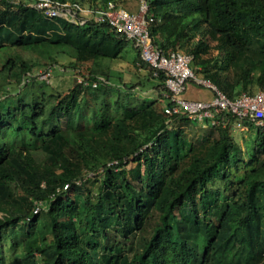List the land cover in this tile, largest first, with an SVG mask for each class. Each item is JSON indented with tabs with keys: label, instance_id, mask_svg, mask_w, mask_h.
<instances>
[{
	"label": "trees",
	"instance_id": "16d2710c",
	"mask_svg": "<svg viewBox=\"0 0 264 264\" xmlns=\"http://www.w3.org/2000/svg\"><path fill=\"white\" fill-rule=\"evenodd\" d=\"M149 1L157 47L192 53L196 72L231 97L264 88V0ZM57 20L29 0H0V264H264V126H197L165 114L161 98L125 100L128 116L112 118L107 62L130 39L65 19L66 34L47 33ZM84 66L88 83L67 92L37 75ZM149 75L166 91L165 72ZM178 140L189 143L182 154ZM101 205L120 223L104 225ZM43 211L51 241L12 246L10 228ZM216 221L200 243L196 228Z\"/></svg>",
	"mask_w": 264,
	"mask_h": 264
},
{
	"label": "built area",
	"instance_id": "2783aa9c",
	"mask_svg": "<svg viewBox=\"0 0 264 264\" xmlns=\"http://www.w3.org/2000/svg\"><path fill=\"white\" fill-rule=\"evenodd\" d=\"M47 17H58L73 23L96 22L109 26V30L133 40L140 51L141 61L147 63L155 73L166 74V91L157 97L164 100V113H183L197 123L227 125V119H235L236 126H264V88L255 92L243 91L231 97L214 82L198 74L193 66L194 56L179 49L164 52L151 38L149 24L155 20L150 11L149 0H137V9L130 10L116 0L98 3H83L76 0H29ZM52 67L40 70L38 78L50 81ZM28 80V77H26ZM25 80V81H26ZM85 80L81 77L79 81ZM190 80L206 86L212 92L208 99L185 96ZM96 86V83L93 84ZM118 163L117 160L110 164ZM66 187V186H65ZM34 212H39L42 201H36Z\"/></svg>",
	"mask_w": 264,
	"mask_h": 264
},
{
	"label": "rangeland",
	"instance_id": "374dc122",
	"mask_svg": "<svg viewBox=\"0 0 264 264\" xmlns=\"http://www.w3.org/2000/svg\"><path fill=\"white\" fill-rule=\"evenodd\" d=\"M129 3H131L130 5H132V7H137V0H130ZM59 19L60 20H57L55 23H53L52 27H48V30L46 31L47 33H57L64 35L65 32L63 31V27L65 22L63 21L64 19ZM75 31L76 29L71 27L67 32L71 35H75ZM124 45L125 47L122 52V56L107 62L109 65L111 83L117 88H111L113 90L108 93L106 98L111 103H114L115 99L120 102L119 105L114 104L115 109L111 112L112 118H122L124 116H128L129 111L121 106H124V103L126 102L125 100L130 99V107L141 108L145 107L147 103L153 101L154 99H157V101L159 100L157 96L160 92L155 89L158 79L150 77L149 72L151 71V67L145 62H142V66L139 65L137 49L135 48L133 42L125 41ZM81 69L82 73H79L77 70L69 69L62 71L63 69L59 70L58 68H54L52 71L53 75L51 77V87H54L55 89L62 92H67L70 87L74 85L75 80H80L81 77L87 75L89 71V69H87L85 66ZM94 89L99 88L97 87ZM185 96L197 99H208L211 97V92L206 86H199L191 82V84H189L187 87ZM156 105L160 110V104L157 103ZM124 110H126V112H124ZM196 125L205 126L207 123H196ZM247 129H250L251 131L248 133H255L254 125L248 126ZM119 131L124 132V127L119 126ZM188 146L189 143L187 140H178V142L174 144V149L177 154H182ZM99 212L103 218L104 225L112 226L120 223V219L110 214L104 205L100 206ZM216 227L217 221L210 225V227H207L206 222H201V224L196 228L200 234L199 242L203 243L204 238H211L216 232ZM10 234L13 240L11 242L12 246L16 244L15 242H20L30 235H35L38 237L39 243H47L51 241L52 238L51 222L49 216L47 215L46 211H43L41 212L40 218L36 223L32 224L29 221L20 222L19 224L10 228ZM20 247L23 251H25L23 244H21ZM121 264H131V261L127 256H125L122 259Z\"/></svg>",
	"mask_w": 264,
	"mask_h": 264
},
{
	"label": "crops",
	"instance_id": "0c3cea01",
	"mask_svg": "<svg viewBox=\"0 0 264 264\" xmlns=\"http://www.w3.org/2000/svg\"><path fill=\"white\" fill-rule=\"evenodd\" d=\"M137 8V7H136ZM136 8H134L133 7V9H136ZM131 41V40H130ZM131 42H133V41H131ZM134 44V43H133ZM134 46H135V44H134ZM135 48H136V46H135ZM137 49V48H136ZM137 53H138V50H137ZM191 84V83H190ZM194 84H196V83H194ZM196 85H198V84H196ZM199 86H204V85H201V84H199ZM205 87V86H204ZM210 90V89H209ZM210 92H211V90H210ZM211 95H212V92H211Z\"/></svg>",
	"mask_w": 264,
	"mask_h": 264
}]
</instances>
